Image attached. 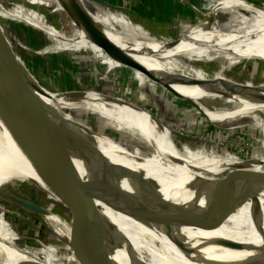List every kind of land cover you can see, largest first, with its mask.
I'll use <instances>...</instances> for the list:
<instances>
[{
    "label": "rangeland",
    "instance_id": "1",
    "mask_svg": "<svg viewBox=\"0 0 264 264\" xmlns=\"http://www.w3.org/2000/svg\"><path fill=\"white\" fill-rule=\"evenodd\" d=\"M102 1L107 6L118 9L116 11L97 4L108 11L120 28L123 27L120 25L122 18V22L129 23L149 35L148 39L165 43L177 42L197 26L204 24L202 27H205L206 22L212 21L219 28V24L223 27L235 24L236 19H241L249 25L251 22H260L263 19L260 15H264V0H228L233 2L228 6L231 10L224 5L220 7L224 0ZM13 6L22 15V20L30 21L33 25L46 26L54 32H63L67 38L54 37L18 18L0 16V32L15 60L23 65L31 78L38 81L44 90L61 96L95 92L119 103L134 106L153 116L167 131L175 134L174 144L176 151L181 153L180 156L183 154L194 163L204 162L214 167L217 184L231 177L232 185L264 191V187H257L264 185V181L255 185L252 180H245L247 176L252 178L253 174L264 175V110L223 122H213L195 103L171 92L167 84L155 82L146 73L127 67L108 56L91 41L79 44L69 40L75 35V30L69 26L70 16L59 6L50 2L41 3L39 0H15L0 4V13L10 12ZM224 33L230 34L227 31ZM133 35H130V39L138 41V36ZM145 40L144 44H148V40ZM188 40L194 50L202 44L195 42L193 37ZM211 50L213 51L208 57L199 58L192 65V60L188 57L182 58L184 64L189 61L187 66L193 69L189 71L190 68L187 69L183 64L181 73L206 80H212L223 73L226 79L241 84H264L263 59L253 57L243 63L245 65L241 70L239 67L242 64L238 67L230 65L226 51H219L216 45ZM4 55L11 62L8 54ZM202 102L208 105V110L215 113L221 111L220 108L234 110L238 105V101L229 96L220 97L219 100L204 97ZM63 108L60 116L86 133L111 158L178 178L176 171L162 156L122 130L116 119L109 114L99 111L93 114L85 110L71 109L69 106ZM136 180L141 181L140 178ZM17 187L6 186L0 192L1 241L12 244L43 264H120L117 256L113 255L112 259L113 251L110 249L107 257L98 254L99 258L95 260L89 251H84L82 257L78 256L77 251L59 233L63 225L71 239V213L58 201L52 202L47 193L32 182H28L21 191H17ZM20 200L34 203L43 208L46 214L32 215L24 211ZM150 200L155 202L152 198ZM77 242L81 244V249L84 245L90 247L92 244L88 234ZM96 252L99 253L98 249Z\"/></svg>",
    "mask_w": 264,
    "mask_h": 264
},
{
    "label": "bare ground",
    "instance_id": "2",
    "mask_svg": "<svg viewBox=\"0 0 264 264\" xmlns=\"http://www.w3.org/2000/svg\"><path fill=\"white\" fill-rule=\"evenodd\" d=\"M8 1L14 2L15 0H0V4H5ZM39 1L41 3L50 2L64 11V0ZM80 3L106 36L122 49L113 55L114 59L122 64L123 61L129 63L131 60H135L139 64L137 65L140 68L139 71H141V67L148 68L158 80L169 86L171 92L188 98L202 111H205L209 120L223 122L227 119L243 117L246 114L252 115L264 110V84L259 86H251L248 82L241 84L226 79L223 73L220 76H215L212 80L197 79L187 73H181L184 64L182 58L188 57L192 60L190 61L192 65L199 61V58L208 57L213 51L211 48L215 45L220 49L219 51H226L231 62L230 65L238 67L242 64L239 67L241 70L245 65L243 63L253 57L264 60V15H260V18L263 17L260 22H251L249 25L248 22L241 19H236L235 24L232 22L233 24L223 25V27L219 24L221 30L217 28L216 23L206 22L205 27H202L204 24L197 26L177 42L165 43L148 39L149 35L129 23L122 22V20L120 25L123 27L120 28L108 11L98 6L99 3L93 0H80ZM231 3L233 2L224 0L220 7L224 5L228 8ZM14 6L18 7V4ZM14 6L10 12L0 13V16L3 18L10 16L22 20V15L20 16ZM228 9L231 10V8ZM69 19V26L75 30V35L69 40L79 44L90 43L84 32L77 27L76 22ZM27 24L45 30L54 37L67 40L63 32H54L46 26L33 25L30 21H27ZM224 31L230 34H225ZM133 34L138 36V41L130 39V35ZM191 37L195 38L197 43L202 42L197 50H194L191 42H187ZM145 39L148 40V44H144ZM170 45L174 47H170ZM129 50L145 61L147 65L137 59ZM0 57L9 68L13 69L26 89L46 105L55 116L62 118L59 113L64 109V106L93 114L96 111L109 114L116 119L117 125L122 130L152 147L176 171L178 178H173L155 170L122 163L108 156L141 205L157 219L171 223L176 227V234L179 237L178 244H176L178 247L173 243L164 242L156 232L119 214L88 193L84 194L98 210L107 229L127 236L134 249L151 261V264H264L263 190L230 183L226 184V189H231L234 194L227 192V194L230 193L229 196L219 198L214 193V188L218 185L214 167L208 166L204 162L194 163L183 154L180 156L181 153L176 151L177 147L174 144L175 134L167 131L148 113H143L134 106L119 103L95 92L66 94L61 96L59 101L50 100L46 97L49 92L39 87L41 85L38 81L30 77L25 78L18 67L8 61L2 50H0ZM187 64H184L186 65L184 67L187 69L189 67L188 70L192 71L193 68ZM190 81H198L202 84L194 85ZM223 96H229L238 101L236 109L229 111L220 108L221 111L215 113L208 110V105L202 102L204 97L219 100ZM71 102H73L72 105L68 104ZM136 178H140L141 183ZM28 182H32L47 193L52 202H59L52 192L40 149L21 137L13 135L0 119V192H3L6 186L14 187L16 185L18 186L17 191H21ZM150 198L155 202H152ZM20 201L22 205L28 202ZM230 206H237L238 211L228 219L222 228L213 233H205L206 223L216 221L221 212ZM245 210L247 212L250 210V212L246 214ZM252 212L261 213L262 222L252 218ZM28 213L36 214L32 211H28ZM62 227L63 229L59 231L60 236L62 235L61 237L69 244L70 233L63 225ZM203 236H208L209 239L204 243L200 257L191 261L192 248ZM152 241L155 242L154 248H152ZM174 242L177 243L175 240ZM108 249L115 253L111 254L112 259L115 255L121 261L120 264H123L120 251L115 246ZM98 252L109 254L108 250L103 251L100 247H98ZM19 263L43 264L12 244L0 240V264ZM112 263L114 264V262Z\"/></svg>",
    "mask_w": 264,
    "mask_h": 264
},
{
    "label": "water",
    "instance_id": "3",
    "mask_svg": "<svg viewBox=\"0 0 264 264\" xmlns=\"http://www.w3.org/2000/svg\"><path fill=\"white\" fill-rule=\"evenodd\" d=\"M93 1L118 11L117 8L107 6L102 0ZM64 10L76 22L77 27L84 32L86 37L108 56L113 57L119 49L122 50L100 29L90 13L81 5L80 0H64ZM0 50L8 54L12 64L18 67L25 78H31L23 65L15 60L1 32ZM123 64L132 69L140 70L137 66L139 64L135 60H131L129 63L123 61ZM141 71L146 73L151 80L164 84L148 68L141 67ZM190 83L202 84L198 81H190ZM39 87L42 88V86ZM234 96L236 97V95ZM46 97L50 100L59 101L61 95L49 92ZM0 119L13 135L21 137L40 149L52 192L59 199V203L71 213L72 237L69 244L77 251L78 256L82 257L84 251H89L95 260L99 258L98 254L105 255L96 252L98 247L106 251L115 246L120 251L123 264H151V261H148L134 249L127 236L107 229L96 207L85 197L84 194L87 193L107 207L116 210L119 214L125 215L150 231L156 232L164 242L173 243L177 246L179 237L176 234V227L151 215L141 205L137 196L129 190L128 184L105 151L86 133L55 116L46 105L26 89L13 69L9 68L1 57ZM245 180H252L251 182L257 185L264 181V175L253 174L252 178L247 176ZM231 181L233 178L229 177L223 183L216 185L214 193L219 198L229 196L230 193L234 194L231 189H226V184H230ZM257 187H264V185H257ZM227 192L230 193L227 194ZM20 205L24 210L36 214H46L43 208L34 203L27 202ZM237 211V206L226 208L216 221L206 223L205 233H213L222 228ZM249 212L250 210L248 212L245 210L246 214ZM252 218L261 222L263 220L259 212H252ZM87 234L91 237L92 244L90 247L84 245L81 249V244L79 245L77 240L84 239ZM208 239V236H203L194 245L191 251V261L200 257L202 247ZM151 244L154 248L155 242L152 241Z\"/></svg>",
    "mask_w": 264,
    "mask_h": 264
},
{
    "label": "crops",
    "instance_id": "4",
    "mask_svg": "<svg viewBox=\"0 0 264 264\" xmlns=\"http://www.w3.org/2000/svg\"><path fill=\"white\" fill-rule=\"evenodd\" d=\"M160 4H161V2H160ZM159 8H160V6H158ZM121 20H122V18H121Z\"/></svg>",
    "mask_w": 264,
    "mask_h": 264
}]
</instances>
